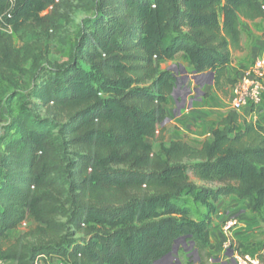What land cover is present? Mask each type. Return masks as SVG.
I'll return each mask as SVG.
<instances>
[{
  "label": "trees",
  "instance_id": "obj_1",
  "mask_svg": "<svg viewBox=\"0 0 264 264\" xmlns=\"http://www.w3.org/2000/svg\"><path fill=\"white\" fill-rule=\"evenodd\" d=\"M56 1L0 0V118L16 105L0 135V261L154 264L181 237L202 253L208 235L198 245L197 228L171 217L190 193L233 195L264 223L263 125L230 111L200 147L176 140L154 154L145 141L163 142L174 90L160 62L183 54L192 72L213 74L216 90L222 81L230 88L225 69L240 50V21L264 18V3L86 0L93 15L67 61L41 62L33 44L67 20ZM156 205L170 217L118 227L134 208ZM28 222L36 226L8 243ZM257 259L264 264V252Z\"/></svg>",
  "mask_w": 264,
  "mask_h": 264
},
{
  "label": "rangeland",
  "instance_id": "obj_2",
  "mask_svg": "<svg viewBox=\"0 0 264 264\" xmlns=\"http://www.w3.org/2000/svg\"><path fill=\"white\" fill-rule=\"evenodd\" d=\"M221 1V4H223ZM261 1V0H260ZM60 2V1H56ZM62 4H60L61 8H59L60 14H64L67 20H62L57 30L54 32H49L47 36L40 37L38 42L34 45V55L41 61L44 62L48 60L49 62H58L64 63L67 61L68 53L72 49L75 40L78 36L79 31L85 25H87V20L92 17L93 12L89 9V5L87 4L86 0H62ZM221 6L218 7V18L219 22L222 20L221 16ZM47 11L43 12L42 15L46 14ZM9 31V29H7ZM166 42V40H165ZM33 43V42H32ZM13 44L16 48H21L23 46V41L13 36ZM187 59L183 54H177L173 57L163 59L160 62L159 69L161 71H170L174 77V88L178 89L176 86L179 84L180 90H182V75L179 74L178 68L182 66L185 68L187 73H192L191 66L186 64ZM31 62H29L26 67H29ZM79 66L84 71H90L89 66L86 65L84 62H80ZM173 67H176V71L172 70ZM207 80V79H205ZM189 83V81H188ZM194 84V82H193ZM187 85V84H186ZM1 85L0 82V88ZM230 88H228V84L225 82H221L220 88L217 91L221 94V97L224 101V106L229 107L230 109ZM184 92H181V94ZM172 99V98H171ZM170 99V100H171ZM264 107L262 103L259 108ZM177 110V107H174ZM246 110V109H244ZM229 111V112H230ZM243 111V110H242ZM241 111V112H242ZM250 112V110H247ZM2 112L5 118H0V135L2 134L1 127L9 118H13L16 115V105L14 103L11 104L10 107L3 106ZM40 113L43 115L44 110H40ZM247 120V119H246ZM248 121L257 122L260 125V119L253 121L249 119ZM165 129L163 133V142H153L150 139H145L146 143H148L152 149L154 154H159L162 148L167 147L169 143L167 141L174 140L173 133L175 131H179V128L175 125L165 123ZM172 137V138H171ZM190 144L193 145H200L201 141L191 139ZM2 146H0V151ZM2 156V151L0 152ZM0 156V160H1ZM192 178V177H191ZM199 186H203L202 183L196 181ZM207 186V185H204ZM214 202L215 200L211 198H204L198 197L194 193H190L181 197L178 201L174 202L176 206H179L182 210L181 213L177 215H172L171 217L176 218L178 221L190 223L198 230V236L195 237V241L197 244H205L207 238L209 237L210 228L209 225L213 221L212 216L214 215ZM256 219L259 221L260 227L254 228L252 230V235L249 237L238 238L234 237L233 239L229 236L227 239L228 241L225 242L224 246L217 253H209V244L207 242L206 248L204 252L199 253V261L196 260V257L192 254V252L196 249L195 247L190 248L188 243L182 244L181 242L178 243V259L180 260L181 264H222L223 262L230 263L228 258V254L232 251V257L235 260V257L241 258L244 260L245 257H248L250 261L248 264H253L254 261H258L257 256L264 252V223L261 222V217L256 215ZM170 217L166 215L163 211V208L159 205H156L154 210L148 211L141 209H133V214L127 219L121 220L118 224V227H139L143 225L145 222H152L158 219ZM58 221H63L62 219H58ZM36 225L33 222L24 223L16 230H13L9 233V241L8 243H12L15 241L19 236L29 232L30 229L34 228ZM73 235V239H79L81 237L80 234L74 233L72 230L70 231ZM31 242H35L34 239H27ZM194 240V239H193ZM190 248V249H189ZM189 249V250H188ZM188 250L187 252H185ZM218 261V262H217ZM173 262V261H172ZM5 264H15L12 261H8ZM37 264H61L60 259L56 258H46V259H39Z\"/></svg>",
  "mask_w": 264,
  "mask_h": 264
},
{
  "label": "crops",
  "instance_id": "obj_3",
  "mask_svg": "<svg viewBox=\"0 0 264 264\" xmlns=\"http://www.w3.org/2000/svg\"><path fill=\"white\" fill-rule=\"evenodd\" d=\"M261 2L264 3V0H261ZM240 25V50L232 51L231 61L225 69V76L231 79L237 78L248 68L256 56H264V18L255 21L242 19ZM186 64L190 66L188 61ZM192 73L187 74L191 77ZM182 86L183 89L184 84ZM186 86L191 90L198 88L191 80ZM201 92L203 95L200 99L194 101L191 108H184L180 113L174 109L176 106L174 100L171 97L168 99L165 106L166 123L176 125L179 131H175L172 135L176 139L167 141V143L180 140L191 146L200 147L205 140L210 139L213 125L218 124L229 113V107L224 106L221 94L215 89L214 83L204 85ZM194 95L193 93L189 98L194 97ZM238 114L247 120L256 121L260 119L261 124L264 126L263 106L252 113L243 110ZM191 139L201 141L200 145L190 144ZM1 151H3V148H1ZM256 217V214H252L247 210L244 201L238 200L233 195L216 199L214 202V215L212 216L213 221L209 225V253H217L228 241L229 236L232 239L234 237L241 239L252 235V230L262 225ZM229 219L236 220L238 225L228 236L223 231V225Z\"/></svg>",
  "mask_w": 264,
  "mask_h": 264
},
{
  "label": "built area",
  "instance_id": "obj_4",
  "mask_svg": "<svg viewBox=\"0 0 264 264\" xmlns=\"http://www.w3.org/2000/svg\"><path fill=\"white\" fill-rule=\"evenodd\" d=\"M234 80L229 90L231 111L239 113L246 109L252 113L264 104V56H256L252 64ZM237 225L236 220H227L223 225L224 233L231 232ZM234 261L236 264H248L250 260L248 257L244 260L235 257ZM0 264L5 262L0 261ZM253 264H258V261Z\"/></svg>",
  "mask_w": 264,
  "mask_h": 264
},
{
  "label": "water",
  "instance_id": "obj_5",
  "mask_svg": "<svg viewBox=\"0 0 264 264\" xmlns=\"http://www.w3.org/2000/svg\"><path fill=\"white\" fill-rule=\"evenodd\" d=\"M176 67H173L172 70L176 71ZM179 74L182 75V84H184V88L180 90L179 84L177 82L175 83L178 89H175L172 91L171 98L174 100L176 106H177V112L180 113L181 110L184 108H191L194 101H198L200 97L203 95L201 92V88L206 84H213V74L207 73V74H196L192 73V76H188L187 71L185 68L180 66L178 68ZM207 79V80H205ZM191 80L194 82V84L198 87L195 90H191L186 86L188 81ZM181 92H184L181 94ZM195 94L194 97L189 98L192 94ZM167 122L165 120L162 124V126ZM181 242L182 244H185V237H181L174 241L171 251L166 254L165 256L158 259L154 264H181L180 260L178 259V243ZM190 248L194 246L193 242L189 243ZM189 248V249H190ZM188 249V250H189ZM186 250L185 252H187ZM192 254L196 257V260L199 261L198 252L195 249ZM232 251L228 254V258L230 260L229 264H236L232 257ZM173 261V262H172ZM218 262V261H217ZM222 264H228L226 262H223Z\"/></svg>",
  "mask_w": 264,
  "mask_h": 264
}]
</instances>
